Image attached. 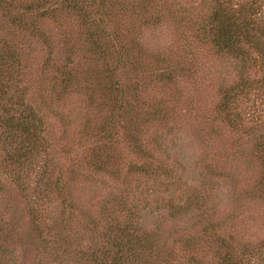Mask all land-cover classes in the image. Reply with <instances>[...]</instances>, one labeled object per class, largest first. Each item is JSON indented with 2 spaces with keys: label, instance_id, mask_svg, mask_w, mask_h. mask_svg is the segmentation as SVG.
<instances>
[{
  "label": "rangeland",
  "instance_id": "rangeland-1",
  "mask_svg": "<svg viewBox=\"0 0 264 264\" xmlns=\"http://www.w3.org/2000/svg\"><path fill=\"white\" fill-rule=\"evenodd\" d=\"M166 2L172 16L165 15L139 35L143 50L151 52L153 61L155 57L164 61L162 68L153 64L150 75H139L123 63L113 62L111 66L118 65L120 71L109 81V69L105 77L96 71L99 49H93V56L84 54L82 60L88 61L92 79L76 88L65 87L60 99L55 90L62 86L61 75L49 79L56 71L45 59L57 63L65 58V68L70 71L76 63L67 62V45L73 46V41L52 25L41 34L23 36L14 30V18L10 19L16 12L8 9L0 16V61L4 64L0 93L6 91L10 97L8 101L0 98V118H29L30 133L18 134L23 139L30 135L35 141L31 146L26 140L16 149L26 154L16 167L4 160L6 149L0 140V264L110 263L121 254L118 242L125 234L114 225L126 223H131L135 234L141 232L140 226L151 229L146 231L147 240L141 237V247L132 244L124 252L128 264H209L228 250L227 242L241 257L240 264H264V188L259 185L264 171V50L254 44L258 37L264 38V0H231L244 8L252 24L261 25L260 35L249 41L241 39L239 57L209 47L208 34L187 37L190 26L198 31L197 24L212 0ZM101 9L92 16L95 34L101 30L95 37L100 48L111 54L115 50L102 34L105 21L111 30L115 24ZM179 56L193 64L192 73L179 71ZM72 58L77 62V56ZM50 80L55 82L52 87ZM138 82L145 85L141 89L146 92L145 100L134 97L127 105L135 117L143 109L141 104H170L168 122L139 126L147 128L145 136L154 139L157 148L154 163L146 162L151 171L136 170L138 151L130 154L123 148L132 144L137 131L135 117H126L123 128L116 125L102 135L110 133L102 143L107 145L106 154L113 155L116 168L102 172L79 166L72 174L66 173L68 195L51 192L43 171L51 167L48 160L53 153L54 159L65 160L73 150L65 137L77 124L71 121L82 119L89 109L92 118L100 121L107 114L103 111L115 104L111 97L119 84L130 88L131 95ZM26 85L30 93L24 95ZM232 91L237 94L230 99L227 95ZM223 104L233 105L227 109ZM3 131L6 129L0 128ZM10 134L3 132L2 137ZM20 137L15 139L21 141ZM65 162L68 170L73 169V162ZM117 168L122 174H117ZM17 174H23L20 181H14ZM207 227L219 236L209 238L204 232ZM190 241L195 242L199 263L183 250Z\"/></svg>",
  "mask_w": 264,
  "mask_h": 264
},
{
  "label": "trees",
  "instance_id": "trees-1",
  "mask_svg": "<svg viewBox=\"0 0 264 264\" xmlns=\"http://www.w3.org/2000/svg\"><path fill=\"white\" fill-rule=\"evenodd\" d=\"M212 2L213 3L207 9L206 16L204 15L203 21L199 25L197 24L198 31L195 33L194 30L192 31L193 27L190 26L187 31V37L192 39L196 38L198 35L204 36L208 34L211 37L210 42L212 43H209V47H214V49L219 52L227 51L229 54H236L239 57L241 54V39H243V41H249L254 38V36L260 35L259 32L261 30V25L255 24L256 22L252 24L250 21L251 18H247L244 8L240 6L238 7L237 5L234 6L231 0H212ZM101 8L105 9V14L109 20H112V23L115 24L111 30L110 24L108 21H105L104 25L106 26V30L105 33L103 32L104 34H102L108 36V42L111 43L115 50H112L114 54H110L109 51L106 52L105 50H102V48H100L101 44L98 42V37H95L96 34L101 33V30L95 34L96 29L92 23V16L95 12L102 10ZM8 9H11L13 13L16 12V14L10 19L13 20L14 18L15 22H13L12 25L18 34L23 36H26L27 34L32 35L34 32H40L41 34L47 26L52 25L51 28H55L57 32L59 31L61 34L69 36V38L76 44L75 45L71 42L73 46H70V44L67 45V47L69 46L67 49L70 51V53L66 56L67 62L76 63L73 67H69L70 71H67L65 68V58H60L57 63H53V60L50 59L47 60L48 57L45 59L46 63L50 62L47 63V65L51 66L54 71H56L54 78H52V75L49 79L55 80L58 73L61 75L60 83L62 86H57V90H55L57 92L56 97H58V99L62 98L65 87L76 88L81 84H87L89 79H92L87 68L88 61L82 62V60L84 58V54H87V58H91L93 56L91 55L93 49H99V51L95 54V61H99V64L96 67L99 65L100 67L96 69V71H99L101 77H105V73L107 69H109V73H106V78H109V81H111V79L115 77L116 73L120 71V69H118V65L111 66L113 62H117L120 65L123 63L125 67L127 66V69L138 71L139 75H150L153 70V64H156L157 69H160L165 65L164 61L161 62V58L155 57L153 61V55L151 52L146 50L145 52L143 50L139 35L149 26H153L158 23L165 15L172 16V12H168L170 8L166 0H0V16L7 14L9 11ZM101 21H104V18H101ZM38 24L40 25L39 29H37ZM75 29H78V31H75ZM74 37L77 39H73ZM254 44L257 45V48H263L264 50L263 37H258L257 42ZM74 47L75 49L72 50ZM76 47L78 49L77 52ZM74 55L77 56V62L76 60L74 61V58H72ZM0 58L3 57L0 56ZM178 58L182 62V66L179 71H182L183 73H192L193 64L187 59H181L180 56ZM46 63L43 64L45 68ZM171 63H173V58L171 59ZM3 65L2 61H0V69H2ZM77 67L78 70L76 69ZM151 79H153V77ZM154 79L156 80L157 78ZM54 83V81L50 80V87H52ZM260 83L257 86H259ZM243 84L246 83L244 82ZM146 85H148V83H146ZM144 87L145 85L143 83L138 82L137 87H133L131 95H129L128 93L130 88L125 89L121 86V84H119L117 91H114V95L111 97V101L115 104L109 107L108 110L103 111L107 112V114L104 115L105 118L100 121L98 118L93 119L91 110L89 109V113L87 112L85 117L71 121L72 123L77 122V124H74L75 129L65 137H67V142L74 145L73 150L65 158V160H61L62 157L60 156H58L57 159H54L53 153V158L48 160V162L52 163L51 167L46 168V170L43 171L44 176H47L45 184L51 192H55L59 196L68 195L69 186L66 187L64 185L65 180L66 182L69 180V176L66 173L69 172V175L72 174L75 169H79V166L82 169L92 166L94 171L102 172L109 171V167L116 168L115 165L112 164L114 163L112 161L113 155H111V153L106 154L107 145H103L102 143L110 133H105L104 137L102 135L105 131L111 132L116 125L123 128V120L126 117L134 120L135 116L131 114L132 108L127 105L130 104L131 98L132 101L134 100V97H140L141 100H145L146 92L141 90ZM235 87L236 86H234V88ZM42 90L44 91L45 89ZM231 90L232 89H230V91ZM26 91L27 93H30L29 86L27 85L23 92L24 95ZM236 94L237 93H235V91H232L227 96L232 99ZM2 97L7 99V101L10 100L6 91L0 93V98ZM54 100L56 101L57 99ZM223 105V108L228 109V106L233 104ZM141 106L143 109H140L138 113L135 112V121H137L135 126L137 131L133 134L135 135L134 140L132 141V144L128 143L129 146L123 148L129 151L130 154H132L135 149L138 151L137 153L140 160L137 162L138 164L134 165L136 167L135 169L147 174L151 170L147 169L146 162L149 161V164H151L154 161L153 158L157 157V148L154 143V139L150 141L146 138L145 135L148 131L146 130L147 128L139 129V126L143 122H147L149 124H153V122L157 123L159 121L168 122L171 111L170 104H164L162 102H158L156 104H141ZM5 111L9 114L8 108H5ZM100 115L101 112L99 111V117ZM14 118H17V120H12L10 117L0 120V128L6 129V131L3 132H11L9 136L4 135L3 137V132H0V140L4 142L2 147L6 149L4 150V154L2 153V155H4V160L10 161L13 165L18 167V165H20L19 159L24 155L26 157V154L25 151L21 152L17 150H20L21 147H23V143L26 140L29 141L25 143L30 144L31 146H34L35 141L33 138L32 140L30 139V135L24 137L23 139L18 134V132L26 135L30 133L31 124L29 122H31V120L27 117H23L24 119H22L15 116ZM71 122H69V124H72ZM152 127L153 126H151L150 129ZM46 136L49 135L46 134ZM16 137H20L21 141L16 140ZM12 142H16L17 144L11 145ZM63 145L68 146L65 144ZM70 147L72 148V146ZM108 152L110 151L108 150ZM65 161L73 162L70 164V167L73 166V169L68 170L69 166H67ZM262 161L264 165V156ZM155 163L156 168L159 169L156 160ZM117 174H122L118 168ZM22 176L23 174H17L14 181H20ZM24 176H27V174H24ZM259 185L264 188V171L259 180ZM114 226H117L119 231L125 232L121 238L119 237L120 242H118V244L121 245L119 247L121 254H118L113 262H103L105 264H128L126 261V254L124 252H126L129 247H133L131 246L132 244L141 247V237L144 236L147 240L149 236L147 232H150L151 229L144 230V228L140 226L139 229L141 232L135 234L133 231L134 229H130L132 227L131 223H126L124 226H120V224ZM212 229V227H207L204 232L209 236V238L218 237L219 234L214 233ZM227 243L228 244H225V247H227L228 250L223 255L215 258L214 262L209 264L241 263V257L235 255V250L233 249L232 244L230 242ZM183 250L188 253L189 259H192L197 263L200 262L196 255L197 251L195 249L194 241H190L188 243L186 242L183 245ZM120 258H122L121 261Z\"/></svg>",
  "mask_w": 264,
  "mask_h": 264
}]
</instances>
